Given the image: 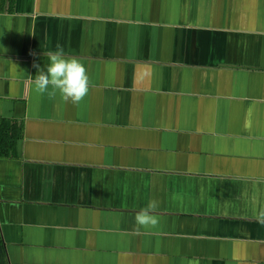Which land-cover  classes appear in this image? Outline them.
Listing matches in <instances>:
<instances>
[{
    "label": "crops",
    "instance_id": "0c3cea01",
    "mask_svg": "<svg viewBox=\"0 0 264 264\" xmlns=\"http://www.w3.org/2000/svg\"><path fill=\"white\" fill-rule=\"evenodd\" d=\"M57 45L79 105L34 90ZM0 122L10 264H264V0H0Z\"/></svg>",
    "mask_w": 264,
    "mask_h": 264
},
{
    "label": "clouds",
    "instance_id": "9594fccd",
    "mask_svg": "<svg viewBox=\"0 0 264 264\" xmlns=\"http://www.w3.org/2000/svg\"><path fill=\"white\" fill-rule=\"evenodd\" d=\"M48 61L43 67L33 62L32 66L37 70L33 81L35 92L46 94L49 99L59 96L63 102L73 105L83 102L92 87L87 67L75 57H66L60 45L48 54ZM158 207L157 200H149L146 206L136 212V225L145 229L157 226L159 219L155 212ZM256 218L259 223L264 224V209L257 213Z\"/></svg>",
    "mask_w": 264,
    "mask_h": 264
},
{
    "label": "trees",
    "instance_id": "16d2710c",
    "mask_svg": "<svg viewBox=\"0 0 264 264\" xmlns=\"http://www.w3.org/2000/svg\"><path fill=\"white\" fill-rule=\"evenodd\" d=\"M4 122H0V158L11 156L16 150V141L13 133L4 128L2 125ZM0 264H10L8 259V253L4 241L0 237Z\"/></svg>",
    "mask_w": 264,
    "mask_h": 264
}]
</instances>
